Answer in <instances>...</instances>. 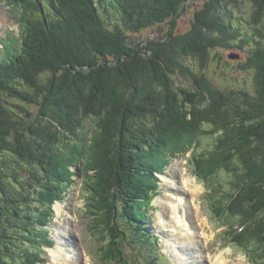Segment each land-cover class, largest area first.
<instances>
[{
    "label": "trees",
    "instance_id": "obj_1",
    "mask_svg": "<svg viewBox=\"0 0 264 264\" xmlns=\"http://www.w3.org/2000/svg\"><path fill=\"white\" fill-rule=\"evenodd\" d=\"M188 1L9 0L25 31L18 42L0 44V264H43V244L21 250L24 256L15 247L25 237L46 238L53 203L80 175L76 163L86 178L88 212H102L90 221L109 240L102 256L124 263L117 215L127 217L133 235L126 239L146 248L143 204L156 171L170 154L201 149L198 141L177 146L166 138L206 124L219 137L213 151L200 152L196 174L211 184V213L255 264L264 262V0H250L248 8L241 0H205L191 27L177 32ZM164 23L170 26L162 37L132 39ZM221 51L245 59L231 64ZM222 62L252 72L253 88L216 82L214 66ZM90 123L97 132L85 146ZM72 145L83 148L79 157L89 150L88 157L66 160ZM147 147L156 164L144 174L139 163ZM208 156L223 166L228 186ZM33 166V185L51 184L41 195L51 205L45 210L25 193L33 174L23 171Z\"/></svg>",
    "mask_w": 264,
    "mask_h": 264
},
{
    "label": "rangeland",
    "instance_id": "obj_2",
    "mask_svg": "<svg viewBox=\"0 0 264 264\" xmlns=\"http://www.w3.org/2000/svg\"><path fill=\"white\" fill-rule=\"evenodd\" d=\"M204 1L205 0L188 1L187 7L177 17V24H176V27L174 28L175 31L184 32L191 27L194 13L198 8L202 6ZM241 2L244 8L250 7V3H251L250 0H241ZM8 4H10L9 0H0V19H1L0 20V40L8 39L11 42H18V40H20L22 37V33H24L25 31V25L23 26L24 20L23 18H21V20L23 21V24L21 23L19 25L18 17H20V12L17 10L16 7L12 6L11 4L10 5ZM169 26H170L169 23H164L160 26H155V28L144 29L142 32L137 33L136 36H133L132 39L135 41L136 39H139L138 41H142V40H146L147 38H151V39L160 38L168 31ZM220 53L224 56L225 59H228L229 61H231L232 62L231 64H235V62L238 60L245 59V54H242L239 58L233 59L230 57V52L221 51ZM214 67L216 68V74H214L215 80L223 87L229 86V87H236V88H243V87H246L249 89L253 88L252 72L250 73L245 70L239 71V69L235 67L231 68L230 65H226L224 62ZM223 71H225V73H223ZM89 125L90 126L88 130V134L87 135L85 134L86 136L84 135L85 137L82 139L83 140L82 144L85 146L90 145L89 144L90 142H88V140L90 139V136H92V133L97 132L94 123H90ZM202 130L204 131L196 132L198 134L193 133V132H181V133L172 134L171 136L166 138L167 140V141L165 140L166 142L168 141H173L174 143L180 142L177 146L185 145L190 140H193L194 142L198 141V145L201 146V149L197 151L195 148L193 150V154H191L192 152H189V154H187L185 158H183V155H182L184 152V149L180 153L170 154L167 157V162H165L162 165V167L157 170V173L155 174L156 177L153 178L155 185L153 186L154 190L152 193H158L157 196H159L158 198L160 199L157 202L153 201L151 199L152 198V194H151L143 204L145 208L149 209L146 212L148 215L147 223L149 224L150 229L153 230L154 232L155 231H158L159 233H161L162 231L164 232V239L162 238V241H161L162 249H164L165 251H168V253H172V255H174V253L172 249L168 246V242H167L168 237L166 235L167 231L165 228L164 229L161 228L162 220H164L165 217H168L171 215L170 213L171 211L166 206L164 200H165V195H167L166 193L168 192V190L172 189V187H171V184L167 180H164V176L168 175V176L174 177L173 180L175 181L176 179L181 178L183 175H185L186 171L187 172L189 171L190 175L196 179L197 184L199 183L198 185L201 187V190H199V192L196 194L194 198L195 202L196 203L201 202L200 203V210L202 209L201 212L203 211L202 213H204L208 217L210 216L212 217L211 211L208 205V200H209V196H210L211 189H212L211 184L210 182L207 183L205 180H202L200 177L196 175V173H198V170H199L198 163H199L200 155H201L200 152H203L202 150H204L206 153L209 152L210 150L213 151L216 147L219 133L212 131L213 127L209 124L204 125ZM192 146L193 145L188 146L187 148H191ZM78 149H80V146H77V145H72L71 147H68L67 149L68 155H67L66 160L78 159V158L84 159V156L88 157L89 150L86 151V153L84 151L83 157H79L80 151L77 152ZM152 149L153 148L147 147L145 150L141 152V155H143V157L140 159L139 167L141 168V172L144 174H145L144 170L148 171L150 166L152 167L153 165L156 164L155 160L152 158V153H153ZM82 151H83V148L81 152ZM208 162H209V165L213 164V166L211 165L212 169L210 168L211 171L214 172L213 174L223 179L222 180L223 183H225V185L228 186L229 178H228L227 172L225 171V169H223V166L219 163H216L214 161V158L213 157L210 158V156H208ZM58 166L59 168H62L61 161L58 164ZM182 166L184 167V169L182 168ZM72 170L79 172L80 176H76V175L73 176L74 180L72 181V184H68L65 187V192L63 194L64 198L61 199L60 202L56 201L54 203L53 207L55 208L56 211L54 215L52 214L53 215L52 220L50 219V223L47 224L46 228L42 227V228H45V230L43 231V235H45L46 238H42L41 240L34 239L33 241H30L29 239H26L25 237L24 238L25 241H19V246L15 247V250L20 252L19 256L25 255V252H21V250L23 249L35 250V247L36 249L40 250L41 249L40 246L41 244H43L44 246L42 248V253H41V256L45 259L43 264H58L60 260L58 261L56 260L57 261L56 262L52 260L51 258L52 248L47 249L48 248L47 246L49 245L47 242L50 240L49 233L51 232L50 234H52L51 236L52 240L57 242V246L60 245L59 243L60 241L67 242L68 237L69 239H72L73 246L76 248V253L81 254L82 256H85L86 258L87 257L89 258V261L84 260V264H88V263L106 264V263H102V261L106 262L107 259H105L103 256H98L100 255V247L102 244V239L100 238L99 232L97 230L94 231L91 228L90 221L92 220L89 216L91 214L88 212L89 213L88 215V213L85 210H84L85 212H81L79 214V209L82 210V207L85 205L86 198L88 195V191L86 187V178L82 176V169L79 163L73 164ZM27 172L31 174V176L33 174V177L30 178L29 180V183L31 182L32 185H30L29 183L28 184L25 183L26 184L25 193L29 194L31 198H33V200H31L30 202L32 203V206L34 208L40 205L41 209L45 210L51 205L49 204L47 200H44L43 197H41V195L43 194V192L48 193L49 190L47 188H50L51 184H48L47 181H42L39 183L37 187H35L33 183L35 181L34 176L35 174L38 173L37 167L33 166L28 171H23V174H27ZM43 175L45 174H42V176ZM205 179H209V176L205 175ZM59 181L60 180H58L56 183H58ZM35 189H37V191H39L40 193L39 192L33 193ZM75 203L79 204L82 207L77 206L74 208ZM60 205L63 206L62 208L63 211L62 213L59 214L58 206ZM64 208H65V212H64ZM72 209L77 215L78 221L70 217V214L73 213ZM118 209H122L121 201L118 202ZM33 211H35V209H33ZM101 214L102 212L99 214L96 213L95 215H101ZM61 217H62V220H60ZM117 217H118V226L121 228V230L124 231L126 227L125 220H127V217H120V213L117 215ZM69 222L72 226H70ZM207 223H208V220L204 224V230L206 229L205 232L206 234L208 233L207 236L209 235L210 242L208 243L207 248H205V251L209 252L210 250L212 256H220V257L223 256L224 261L231 262L232 264H234L233 261H235L236 264H254V261L251 258V257L254 258V256H250V254L247 253L248 251L245 247L238 246L235 242L231 240V237L228 239V235L223 233L225 232L224 231L225 228H228L227 225L224 226L221 223L215 221L214 217L209 220L208 224ZM66 227H69V234L65 233L62 229ZM58 228L60 229V232L57 234L55 231ZM127 228H130V227H127ZM159 228L160 230L162 229L161 232ZM33 232L34 230L32 231L31 234L29 233L28 234L31 237H33ZM76 232L78 233V235H75ZM217 236H221L224 241L220 240ZM57 237H59V239ZM102 245L104 247L105 243ZM179 247L189 248L192 254L196 255L193 259L199 262L198 264H204L203 258L200 257L204 255H199L196 247L190 244H181L179 245ZM126 251H127L126 254L128 256V259L130 260L132 256H129L131 254L128 252L127 249ZM46 252H49L50 262L48 261V259H46V256H48ZM64 256L69 257L67 256L66 252H64ZM162 256H166V255H163L162 253ZM205 256H207V254H205ZM171 257L173 259V256ZM248 259L251 260V263H249ZM81 261H82V258H81ZM164 261L167 262L166 258H164ZM256 261L258 264H261L259 263L257 259ZM138 262L139 261H137L134 258L133 261L131 260L130 264H139ZM113 263L116 264L114 260L109 261V264H113ZM119 264H122V263H119ZM192 264H194V262ZM262 264H264V262Z\"/></svg>",
    "mask_w": 264,
    "mask_h": 264
},
{
    "label": "bare ground",
    "instance_id": "obj_3",
    "mask_svg": "<svg viewBox=\"0 0 264 264\" xmlns=\"http://www.w3.org/2000/svg\"><path fill=\"white\" fill-rule=\"evenodd\" d=\"M173 179L174 177L164 176V180H167L172 187L166 193L167 195H165L164 200L166 206L171 211V215L162 220L161 228H165L167 231L168 246L172 249L174 256H176V262L178 264L199 263L193 259L196 255L192 254L189 248L179 247L181 244H190L197 248L199 255H204L200 256L203 258L204 264H232L231 262L224 261L223 256H212L211 252L205 256L204 245L206 246L205 242L208 240V236L204 230V224L207 222V217L201 212L200 205L194 199L199 190H201L196 179L187 171L181 178L175 181ZM62 208V205L58 206L59 214L62 213ZM70 226L72 225L70 224ZM62 229L65 233L69 234V227ZM190 231H193L194 234H191ZM56 256H60V254ZM58 264H81V257L77 260L68 259L59 261Z\"/></svg>",
    "mask_w": 264,
    "mask_h": 264
},
{
    "label": "water",
    "instance_id": "obj_4",
    "mask_svg": "<svg viewBox=\"0 0 264 264\" xmlns=\"http://www.w3.org/2000/svg\"><path fill=\"white\" fill-rule=\"evenodd\" d=\"M230 57L235 59V58H238V55L237 54H230Z\"/></svg>",
    "mask_w": 264,
    "mask_h": 264
}]
</instances>
